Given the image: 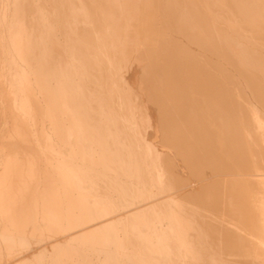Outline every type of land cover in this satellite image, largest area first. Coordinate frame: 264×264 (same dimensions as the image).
Segmentation results:
<instances>
[{"label": "bare ground", "instance_id": "6f19581e", "mask_svg": "<svg viewBox=\"0 0 264 264\" xmlns=\"http://www.w3.org/2000/svg\"><path fill=\"white\" fill-rule=\"evenodd\" d=\"M264 264V0H0V264Z\"/></svg>", "mask_w": 264, "mask_h": 264}, {"label": "rangeland", "instance_id": "374dc122", "mask_svg": "<svg viewBox=\"0 0 264 264\" xmlns=\"http://www.w3.org/2000/svg\"><path fill=\"white\" fill-rule=\"evenodd\" d=\"M127 254L130 255V257L135 258V256H139V255H146L147 257L145 258V260L143 262H141L140 264H150L149 261L147 260L150 257V253L149 251L141 250L139 251V249H128L126 250Z\"/></svg>", "mask_w": 264, "mask_h": 264}]
</instances>
